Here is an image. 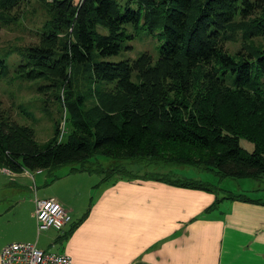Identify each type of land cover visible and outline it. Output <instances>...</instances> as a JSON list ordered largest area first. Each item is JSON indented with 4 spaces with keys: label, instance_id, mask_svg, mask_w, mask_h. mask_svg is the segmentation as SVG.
Returning a JSON list of instances; mask_svg holds the SVG:
<instances>
[{
    "label": "trees",
    "instance_id": "1",
    "mask_svg": "<svg viewBox=\"0 0 264 264\" xmlns=\"http://www.w3.org/2000/svg\"><path fill=\"white\" fill-rule=\"evenodd\" d=\"M25 0H0V24ZM49 18L37 41L0 50V77L8 58L14 73L55 96L64 126L44 144L32 126L14 120L0 100V168L153 179L264 204L243 193L218 195L208 181L170 170L188 165L218 177L264 184V0H44ZM156 34L159 55L117 61L139 30ZM228 42H239L235 51ZM61 95V99H60ZM48 100L46 99V102ZM253 144L244 149L240 140ZM108 159L107 166L102 160ZM168 167L131 173L126 164ZM79 221H71L63 240Z\"/></svg>",
    "mask_w": 264,
    "mask_h": 264
},
{
    "label": "crops",
    "instance_id": "2",
    "mask_svg": "<svg viewBox=\"0 0 264 264\" xmlns=\"http://www.w3.org/2000/svg\"><path fill=\"white\" fill-rule=\"evenodd\" d=\"M45 172H5L11 181L2 185L21 192L0 203V251L12 242H32L34 199L54 197L80 222L63 240L46 229L52 239L39 248L64 252L72 264H264V204L224 199L208 210L215 194L201 189L125 176L100 181L94 172L69 168L51 181ZM21 177L55 189L27 186L24 197Z\"/></svg>",
    "mask_w": 264,
    "mask_h": 264
},
{
    "label": "rangeland",
    "instance_id": "3",
    "mask_svg": "<svg viewBox=\"0 0 264 264\" xmlns=\"http://www.w3.org/2000/svg\"><path fill=\"white\" fill-rule=\"evenodd\" d=\"M48 11L47 4L44 0H25L19 6L14 7L10 11L11 21L0 24V50L9 49L13 46L35 43L37 41L36 31H38L49 18ZM263 43L264 39L262 38L254 40L256 46H261ZM129 44L132 46L131 49H122L118 55L107 59L117 61L124 58H135L140 53H148L152 56L153 60H155L159 55L158 46L160 41L156 34H151L147 32V30H139ZM238 45L239 42L227 43L231 51H235ZM17 61L18 58H15V54H11L8 58V72L6 75L0 77V100L2 107L5 108L17 122L32 126L36 141L39 144H44L54 134L57 122L58 127L62 128L64 126L65 110L56 100L55 96H49V93H47L49 91L46 93L38 91L37 85L34 82L21 78L14 73ZM46 99L48 100L47 102ZM240 144L247 151L253 149V144L245 139H241ZM99 158L100 160L103 159L102 157ZM102 161L103 166H107L109 163L108 159L105 162L104 159ZM67 168L68 166L63 165L58 167V169H54L52 173L56 174ZM153 168L154 167L150 165L139 169L137 167H132L131 173L141 174L145 170L155 171ZM156 169L165 170L164 167H156ZM170 170L180 176L210 182L212 185L220 188L217 189L218 195H224L227 193L226 191H228L232 193H243L249 197H264V184L261 181L249 178H220L209 171L198 170L188 165L173 166ZM45 174H48V171H46ZM21 178L18 179V182L20 183L22 180L24 185H26V194L23 195L24 197H27L28 194L27 186L32 188L35 185L38 188L37 190L42 193H50L55 189L50 182L44 184L42 179L34 184L33 180L28 177ZM10 181L11 177L5 172L0 171V203L4 202L5 199H11L13 195L16 197L18 194L19 190L18 188L15 189V186L10 185L7 188L2 185ZM31 194H33L32 190ZM3 198L4 200L2 201L1 199ZM25 205L27 206V203H25ZM34 222V228L28 231V233L33 236L32 243H36V246L40 248H45L52 232L38 230L36 218H34ZM55 236H57V233ZM50 249L54 250L52 247Z\"/></svg>",
    "mask_w": 264,
    "mask_h": 264
},
{
    "label": "built area",
    "instance_id": "4",
    "mask_svg": "<svg viewBox=\"0 0 264 264\" xmlns=\"http://www.w3.org/2000/svg\"><path fill=\"white\" fill-rule=\"evenodd\" d=\"M9 172L6 168H0ZM35 202V218L38 230L53 229L61 234L72 221L70 211L56 198H38ZM0 264H72L64 252L40 249L32 242H12L0 251Z\"/></svg>",
    "mask_w": 264,
    "mask_h": 264
}]
</instances>
